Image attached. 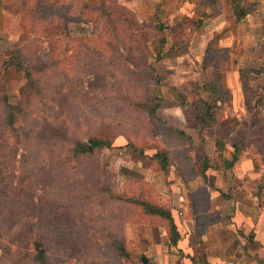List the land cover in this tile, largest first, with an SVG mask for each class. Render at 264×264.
Here are the masks:
<instances>
[{
	"label": "crops",
	"instance_id": "1",
	"mask_svg": "<svg viewBox=\"0 0 264 264\" xmlns=\"http://www.w3.org/2000/svg\"><path fill=\"white\" fill-rule=\"evenodd\" d=\"M219 1L218 9L205 6L200 13L196 0H117L139 23L163 24L166 36L153 64L157 104L147 113L166 132L148 137L152 147L133 155L122 135L118 153L102 156L104 167L136 180L133 191L142 202L169 214L148 213L139 203L142 218L124 222L143 230L132 228L135 234L124 240L140 244L141 263L144 256L146 264H264V157L248 141L264 117V0ZM246 6L250 10L237 16ZM67 19L68 27L84 21ZM186 19V49L169 56L175 39L170 30ZM21 31L17 15L0 8V37L10 49L20 42L14 32ZM215 37L228 54L216 91L210 88L215 66L205 61ZM198 100L211 107L208 125L200 121Z\"/></svg>",
	"mask_w": 264,
	"mask_h": 264
},
{
	"label": "rangeland",
	"instance_id": "2",
	"mask_svg": "<svg viewBox=\"0 0 264 264\" xmlns=\"http://www.w3.org/2000/svg\"><path fill=\"white\" fill-rule=\"evenodd\" d=\"M20 7L18 3L12 9ZM133 16L138 27L148 25ZM81 20L77 25L70 23L67 35L57 42L52 39V47L61 58L56 72L44 66L28 76L25 69L35 62L31 63L28 50L34 45L30 23L27 31L14 32L22 43H11L13 49L5 37H0L2 46L6 45L0 48V264H142L140 244L136 245L134 238L128 245L124 242L126 234L143 232L124 222L140 220L142 215L137 205L125 204L120 192L124 176L104 167L108 160L102 156L118 153L116 142L122 135L133 155L152 147L148 137L166 132L153 118L152 122L148 119V110L143 114L146 110L134 108L133 99L137 97L148 108L156 102L152 96L159 74H155L153 64L158 61L159 37L150 39L149 64L137 67L142 85L135 84L132 76L119 72L115 50L104 51L103 44L90 43L96 37L92 24H86V17ZM38 50L40 60L49 62L53 48L48 50L47 42H43ZM98 52L105 58L101 66L105 76H100L94 66ZM215 58L217 55L211 60ZM94 70L95 75H88ZM19 101L23 112L16 109L19 117L9 118L6 102L16 105ZM106 112L113 113L109 119ZM259 122L248 141H253L254 151L264 157V117ZM55 128L66 137L57 135ZM112 132H116L111 140L114 143L103 148L100 166L98 151L72 155L76 140L86 142L88 136L96 135L110 138ZM38 239L44 243V248L40 247L43 262L37 259L33 244Z\"/></svg>",
	"mask_w": 264,
	"mask_h": 264
},
{
	"label": "trees",
	"instance_id": "3",
	"mask_svg": "<svg viewBox=\"0 0 264 264\" xmlns=\"http://www.w3.org/2000/svg\"><path fill=\"white\" fill-rule=\"evenodd\" d=\"M17 1V2H16ZM0 0V8L8 9L12 13L19 14L20 16V27L23 32L27 31V24L30 23L32 26L33 39L31 41L34 42V45L29 47L30 52V61L34 64L25 70L28 72V76H30V71H39L41 67L50 66L55 69V72L58 70V64L60 62V57L55 53V48L53 46V41L57 42L58 39L67 35L68 32V19L67 16H71L75 21H80L81 17H86L88 21L92 24V35L96 36L90 43L101 45L103 44L104 51L107 50H115L117 57L119 58L117 67L119 72L124 76H132V79L135 84L142 85V80H139V76H142L141 72L138 71L139 65H148V61L146 58L151 56L150 48L148 46V41L155 36H158V53L155 56L156 59H160L162 47L166 42V36L164 32L165 26L163 24L156 26H144L138 27L134 20L133 13L124 5L117 2V0ZM21 6L19 9H12V6ZM219 0H196L195 8L197 12L203 13L205 6H208L212 11L218 9ZM12 5V6H11ZM250 10L249 6L243 7L239 10L237 16L247 12ZM191 23L189 19L183 20L180 24L174 29L170 30V32L174 36V41L172 46L168 49L167 54L175 55L181 53L186 49V42L188 39V34L185 32V28L187 25ZM110 36V40H107L106 37ZM157 37V38H158ZM53 39V41H52ZM126 41V43H125ZM43 42H47L48 50H52L53 48V56L48 55L49 62H42L39 56V45ZM128 44V46H126ZM111 46V47H110ZM21 49V48H18ZM103 51V52H104ZM12 52H10L11 55ZM134 53L136 58L134 57ZM214 60H211L212 57H216ZM98 60L94 61V66L96 70H99V75L103 76L102 68L105 64V58H103V53L98 52L97 54ZM95 57V58H97ZM228 60L227 50L225 48H217L216 45V37L212 39L210 44L206 49L205 61L206 63L214 64L215 73L214 79L215 82L211 83V90L216 91L221 86L218 82L217 76H219V68L225 67ZM9 60H4L3 63ZM92 62L89 61V65ZM14 66L18 69L19 64L16 63ZM150 68V66H148ZM101 69V70H100ZM88 73V75H95V71ZM152 70V69H151ZM155 70V69H154ZM260 71V70H259ZM105 76V75H104ZM156 77V76H155ZM31 81V79H30ZM139 81V82H138ZM141 90L142 86L138 87ZM144 91H142L143 93ZM6 98V97H5ZM143 98V96H142ZM134 108L143 109V114L149 110L146 106L145 102H139L137 97H134ZM6 101V99H4ZM145 104V105H144ZM6 105L9 109L8 115L9 118H16L18 113L16 114L14 111L17 109L20 112H23L21 107V102H17L15 104H11L6 102ZM196 105L200 107L199 117L202 124H210V120H213L212 113H210V105L202 100H198ZM21 107V108H20ZM145 108V109H144ZM148 108V109H147ZM113 113L106 112L104 115L109 116ZM122 119V118H121ZM123 120V119H122ZM124 121V120H123ZM122 123V122H121ZM120 123V124H121ZM57 135H62L59 132L58 128H55ZM65 130H68V127H65ZM116 132H112L110 138L103 137L100 135H96L93 137L88 136L86 142L78 139L71 147L72 155H82V154H91L93 152L98 151V166L101 165L99 160V156L103 148L110 146L112 143V139L115 136ZM66 137V135H62ZM4 148H7V145H4ZM97 153V152H96ZM165 154V153H164ZM128 183V184H127ZM136 180H125V189L120 192L123 194L125 199V204H142L144 205V210L148 213H156L162 217H169L168 212L162 207H154V205H148L139 198L138 201L135 198L136 192L133 191L135 189ZM139 197V196H138ZM128 200V201H126ZM137 201V202H136ZM140 201V202H139ZM127 210L125 207L124 211ZM3 214L1 210L0 215ZM13 225H11L12 228ZM171 234L172 236L176 235L175 225L171 222ZM34 248H36L38 254L37 259L39 262H43L45 256L43 252L44 243L41 240H35L33 242ZM124 245H121L120 255L122 256V252L124 251ZM43 247V248H40Z\"/></svg>",
	"mask_w": 264,
	"mask_h": 264
},
{
	"label": "water",
	"instance_id": "4",
	"mask_svg": "<svg viewBox=\"0 0 264 264\" xmlns=\"http://www.w3.org/2000/svg\"><path fill=\"white\" fill-rule=\"evenodd\" d=\"M142 264H146V258L144 256L142 257Z\"/></svg>",
	"mask_w": 264,
	"mask_h": 264
}]
</instances>
